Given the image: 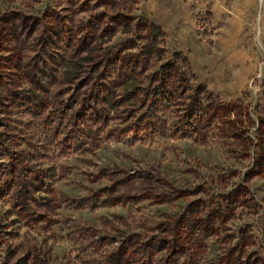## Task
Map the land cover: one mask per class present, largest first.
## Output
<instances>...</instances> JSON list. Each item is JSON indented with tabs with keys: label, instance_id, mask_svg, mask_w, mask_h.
Listing matches in <instances>:
<instances>
[{
	"label": "rangeland",
	"instance_id": "1",
	"mask_svg": "<svg viewBox=\"0 0 264 264\" xmlns=\"http://www.w3.org/2000/svg\"><path fill=\"white\" fill-rule=\"evenodd\" d=\"M144 21L165 32L162 60ZM177 51L212 93L191 137L177 81L155 132L128 119L120 58L152 72ZM0 135V264H135L138 242L264 264V0H0ZM189 205L217 216L214 235H171Z\"/></svg>",
	"mask_w": 264,
	"mask_h": 264
},
{
	"label": "trees",
	"instance_id": "2",
	"mask_svg": "<svg viewBox=\"0 0 264 264\" xmlns=\"http://www.w3.org/2000/svg\"><path fill=\"white\" fill-rule=\"evenodd\" d=\"M143 24L145 25V28L149 30L148 34L145 36V39H147L146 45L148 46H146L147 48H145V51L149 53L153 50L156 53L157 60L164 59L166 52L165 32L159 25L154 23L144 21ZM120 60L133 72L128 78L126 94L129 99H136L135 101L137 103H135L137 108L131 111L128 115V119L136 118L139 123H144L142 125L143 127L145 124L153 126L152 129H155L154 127L156 125H159L158 127H160L159 123L160 121H163V114H160L161 116H159V113H162L164 108L171 103V98L168 93L169 83L171 81H177L178 83L187 86L186 89L188 94L184 96V103L181 104L183 108L179 110V113L176 114L175 117L178 120L179 127H181L180 130L183 131L181 132L182 137H191V130L185 131L184 127H191V123L199 118L202 106L205 104L203 99L204 95L211 96L212 93L209 92L204 85L196 81V77L191 69L187 56L182 52H173L170 59L164 60L159 68L152 72H147L144 68L136 72L135 68L131 66L132 64H130L129 60H124L122 58H120ZM117 62H119V59ZM209 102L210 101L207 103ZM219 104L220 102L215 103L216 106ZM169 119L170 117L164 118L165 122H163L166 123ZM152 131L155 132L156 129ZM106 198L107 199L103 200L101 204L115 205L123 202L122 200H119L118 197L111 196L109 193H106ZM122 199H124V203L129 201L125 198ZM89 207L95 206L90 205ZM201 213L202 210L198 205L195 207L189 205V207L184 210L176 220H166L170 223L169 227L174 225L170 230L171 235L181 238L182 233L185 231L189 234L193 243L214 235L213 230L215 228H213V223L217 219V216L213 217L210 222L205 223L200 217ZM209 217L211 218V216ZM79 237L81 238L82 235ZM92 237L95 242H98V246L100 247H104L107 243L105 238L101 235L92 234ZM134 253L136 255H134ZM182 254V250H171L166 253V255L157 257L150 242H138L135 250H133V259L137 261L135 264H187V259L184 258ZM90 255L93 264H96L104 254L94 250Z\"/></svg>",
	"mask_w": 264,
	"mask_h": 264
}]
</instances>
